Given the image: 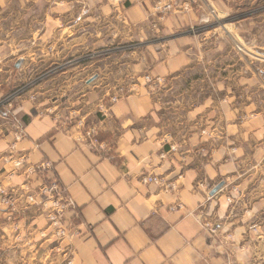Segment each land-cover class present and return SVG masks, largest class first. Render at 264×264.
<instances>
[{
	"label": "crops",
	"instance_id": "obj_1",
	"mask_svg": "<svg viewBox=\"0 0 264 264\" xmlns=\"http://www.w3.org/2000/svg\"><path fill=\"white\" fill-rule=\"evenodd\" d=\"M152 1L0 0V100L33 75H54L17 97L19 124L1 112L0 183L20 195L58 178L77 204L66 214L70 264H218V235L203 228L228 210L218 196L227 172L218 165V81L205 83L200 66L208 36L152 43L159 30L176 33L208 17L197 10L159 20ZM130 40L144 44L86 58ZM132 70L166 83L140 84L110 104L116 85L101 75ZM91 125L99 145L84 135ZM44 160L53 164L45 178L30 169ZM148 175L177 189L145 183Z\"/></svg>",
	"mask_w": 264,
	"mask_h": 264
},
{
	"label": "rangeland",
	"instance_id": "obj_2",
	"mask_svg": "<svg viewBox=\"0 0 264 264\" xmlns=\"http://www.w3.org/2000/svg\"><path fill=\"white\" fill-rule=\"evenodd\" d=\"M156 4L153 0L152 13L159 20L197 10L208 17L206 23L190 25L176 33L159 30L152 43L162 47L184 35L208 36L200 48L205 51L200 66L208 68L205 83L218 81V165L226 166L227 171L218 183V196L228 210L218 220L206 221L220 224L217 232L203 228L218 235V264H264V0H218V5L214 0H179L178 7L166 13H156ZM142 44L130 40L102 46L87 53L86 58L130 54ZM198 75L195 70L188 74L191 79ZM52 76L51 72L33 75L15 88L0 100V114L17 123L13 113L17 97ZM101 76L116 85L110 90V104L140 84L155 89L166 83L160 75L133 70L124 75ZM113 96L119 99L113 102ZM30 98L36 100L35 95ZM21 160L16 162L17 167H21ZM15 186L0 183V264H70L65 252L70 231L63 234L49 217L54 215L53 204L51 207L40 201L39 187L31 192L25 187L26 193L20 190L19 195ZM31 193L38 199L30 200ZM63 219L68 220L65 216Z\"/></svg>",
	"mask_w": 264,
	"mask_h": 264
},
{
	"label": "built area",
	"instance_id": "obj_3",
	"mask_svg": "<svg viewBox=\"0 0 264 264\" xmlns=\"http://www.w3.org/2000/svg\"><path fill=\"white\" fill-rule=\"evenodd\" d=\"M156 5L154 6V11L156 13H166L168 11L174 10L179 5V0H156ZM149 79V77H147ZM119 99L118 96H113L112 101H117ZM106 107L105 105L101 106L102 110ZM97 129L95 126L91 125L86 129V133H84L85 137H87L90 141H92L95 145H99L97 139ZM22 161H19L20 165ZM53 168V164L49 160H44L33 167H31V171L40 172L41 175L46 177V174L51 171ZM145 183H159L162 184L168 190H174L176 188L172 183L166 182L162 177L148 175L144 178ZM39 196L42 197L40 201H45L46 205H50L53 208V213L49 214V217L54 221V224L59 225L61 228V232L66 234V232L70 231V224H68L67 220L63 219L66 217V214L71 211H77V204L72 195L66 191V189L62 186L58 178H45L43 183L39 186ZM30 200L38 199V195L35 196L33 193L29 196ZM48 201V202H47ZM181 207V206H179ZM174 209V207H171ZM203 227L207 230H211L212 232H217L218 228L221 227L220 224H213L211 222L203 223ZM71 263V261L69 262Z\"/></svg>",
	"mask_w": 264,
	"mask_h": 264
}]
</instances>
